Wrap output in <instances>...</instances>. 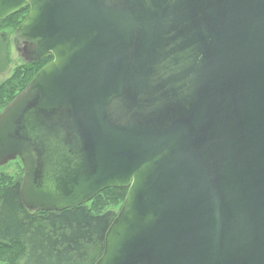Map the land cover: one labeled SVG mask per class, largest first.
I'll return each instance as SVG.
<instances>
[{
    "label": "water",
    "instance_id": "1",
    "mask_svg": "<svg viewBox=\"0 0 264 264\" xmlns=\"http://www.w3.org/2000/svg\"><path fill=\"white\" fill-rule=\"evenodd\" d=\"M31 63L0 167L62 211L127 188L94 264H264V0H0Z\"/></svg>",
    "mask_w": 264,
    "mask_h": 264
},
{
    "label": "trees",
    "instance_id": "2",
    "mask_svg": "<svg viewBox=\"0 0 264 264\" xmlns=\"http://www.w3.org/2000/svg\"><path fill=\"white\" fill-rule=\"evenodd\" d=\"M29 10L27 6L0 24L13 21L17 28ZM52 58L25 62L0 85V112ZM22 178L0 172V264H94L118 214L112 207L120 209L128 189L107 188L89 202L62 211H31L21 198Z\"/></svg>",
    "mask_w": 264,
    "mask_h": 264
},
{
    "label": "rangeland",
    "instance_id": "3",
    "mask_svg": "<svg viewBox=\"0 0 264 264\" xmlns=\"http://www.w3.org/2000/svg\"><path fill=\"white\" fill-rule=\"evenodd\" d=\"M16 29L13 21L0 24V85L10 79L16 70L25 64L18 49L19 41L16 37ZM23 169L22 161L18 158L0 167V172L10 174L14 179H19L24 176L25 170L23 172ZM112 208L114 211H120L119 206Z\"/></svg>",
    "mask_w": 264,
    "mask_h": 264
}]
</instances>
